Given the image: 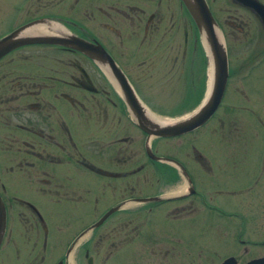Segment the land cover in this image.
Returning <instances> with one entry per match:
<instances>
[{"label": "flooded vegetation", "instance_id": "1", "mask_svg": "<svg viewBox=\"0 0 264 264\" xmlns=\"http://www.w3.org/2000/svg\"><path fill=\"white\" fill-rule=\"evenodd\" d=\"M36 1L20 24L19 8L10 10L0 39L40 20L28 36L64 42L23 44L0 57V264H245L264 257L251 255L257 243L247 239L244 212L263 202L264 88L251 87L264 82L260 17L237 0H203L224 44L225 88L206 123L165 138L138 127L142 114H154L132 88L128 66L192 65L201 38L181 0ZM109 59L142 114L122 99ZM198 62V83L186 76L202 86L203 100L210 68ZM204 127L202 140L190 136ZM218 129L217 154L208 135ZM229 133L232 152L222 139Z\"/></svg>", "mask_w": 264, "mask_h": 264}, {"label": "rangeland", "instance_id": "2", "mask_svg": "<svg viewBox=\"0 0 264 264\" xmlns=\"http://www.w3.org/2000/svg\"><path fill=\"white\" fill-rule=\"evenodd\" d=\"M30 4V5H29ZM38 2L36 0H0V35L3 34V32L6 30V21L9 18V12L13 8L17 6L19 8L18 14H17V23H21L24 20L29 19L28 13L31 12L33 9H35ZM225 5V3H224ZM13 11V10H12ZM28 15V16H27ZM222 42V41H221ZM201 44V42H200ZM196 48L193 52L194 62L191 63L192 65H186V66H169L166 64H161L160 66H153V68H148L147 66H128L130 71V83L132 85V88H134L135 92L138 94V98L142 100L143 107L147 108V110L154 114V117L162 118L165 120H175L180 119L181 117L185 116L187 114H190L194 108L197 107V103L202 100V95L199 98L198 101H196L194 98H191L192 102H187L185 100L186 94L189 92V94L195 93L193 88H191V92L189 91V79L186 75L190 74L193 75L195 79H197L198 83V72H200V65H199V59L202 60L207 65V71L208 68H210V64H208L207 56L205 54V47L203 44L201 46ZM198 52V53H197ZM201 57V58H200ZM207 60V62L205 61ZM202 62V63H203ZM182 67V71L180 70ZM257 71H260V68L256 69ZM181 71V72H180ZM206 72V68H205ZM204 72V73H205ZM244 84V83H243ZM233 85V84H232ZM246 86H242V88H245ZM251 87H259L264 88V82L260 83L258 81L252 82ZM228 97H231V93L227 92ZM182 104H185V107H182ZM246 106V104H244ZM178 107V108H177ZM240 117L246 116V114L239 113ZM204 130L206 128H202L197 133L192 134L190 136L196 137L199 140H202L205 138ZM211 130V129H210ZM85 133H88L89 131H84ZM219 132L220 130H212L209 133V139L208 145L211 146L210 151L215 153H221V149L219 145L217 144L219 140ZM253 131L248 130V137H251ZM231 133L227 134L225 138H222L224 141L223 143L228 145V147L231 149L232 152V143L231 138L233 135H230ZM222 137V136H220ZM84 142V141H83ZM201 142V141H200ZM221 142V141H220ZM85 143V142H84ZM86 145H88L86 143ZM251 148V145H248L246 147V151L248 152ZM245 149V148H243ZM258 164V163H257ZM259 165V164H258ZM261 170L258 171V177L261 176V183L259 186V190L262 192L263 202L259 207L248 209L246 212L245 217L249 218L247 222L245 223V229H246V236L249 242L257 243V245H253L251 250V255L256 256L260 254H264V245H261V243L264 241V186L262 183H264V171L261 174ZM258 188V187H257ZM215 229L217 227H214ZM221 231V228H220ZM223 233V231H221ZM216 233V232H215ZM214 233V234H215ZM226 234H229V231L225 230ZM217 234H220L217 232ZM221 235V234H220ZM219 245V244H218ZM214 247H217V245H214ZM213 246L210 247L214 248ZM215 249V248H214ZM219 252V251H218ZM199 261H202V258L199 259Z\"/></svg>", "mask_w": 264, "mask_h": 264}, {"label": "water", "instance_id": "3", "mask_svg": "<svg viewBox=\"0 0 264 264\" xmlns=\"http://www.w3.org/2000/svg\"><path fill=\"white\" fill-rule=\"evenodd\" d=\"M239 3H243L248 9L255 12L260 17L264 25V8L255 0H237ZM181 3L187 10V13L190 14L192 18V22L197 29V33L200 35L201 44L205 47V54L207 56V60L210 64V77L209 82L207 83L208 88L207 92H205V98L201 103L198 104V107L194 109L190 114H187L186 117L183 116L180 119H176L172 123L164 125V123H157L152 121L149 118H144V111L141 107L138 99L135 97V93L132 89H130V85L126 79H124L121 75V72L114 67L109 59L108 65L111 69V73L114 75V79H116L117 84L119 85V89L122 92V99L127 104V107L133 111L134 116L137 113L142 114V116L137 120L139 124V128L151 134L152 136H160V137H172L178 136L181 134H186L200 127L203 123L209 119L212 113L216 111L218 107V103L222 98V92L225 88V81L227 79V57L224 52V44L221 42V37L215 33V23H213V19L211 14L208 12V8L203 3V0H181ZM42 22L40 20L33 21L18 29L12 30L8 33V35L4 36L0 39V57L4 55L7 51L14 48H19V46L23 44L29 43H51L56 42L57 44H63L64 41L58 39H51L44 36H28V30L34 28L37 25H40ZM27 32V33H26ZM74 46V43L72 44ZM98 55L103 56L104 52L98 48ZM90 57L96 58L95 54ZM108 59V58H107ZM104 60V59H103ZM105 61V60H104ZM107 62V61H106ZM136 111V112H135ZM135 118V117H134ZM1 204V203H0ZM3 207L0 205V242L1 235H3L4 231V217H3ZM245 264H264L263 258H256L251 260Z\"/></svg>", "mask_w": 264, "mask_h": 264}, {"label": "trees", "instance_id": "4", "mask_svg": "<svg viewBox=\"0 0 264 264\" xmlns=\"http://www.w3.org/2000/svg\"><path fill=\"white\" fill-rule=\"evenodd\" d=\"M193 83H194V82H193ZM199 84H200V83H199ZM195 85H196V84H195ZM193 86H194V85H192V84L189 85V87H190V88H189V91H190V92H191V88H193ZM194 87H195V86H194ZM201 87H202V86L197 87V85H196V87L193 88L195 93H192V92H191V93L189 94V92H188V93L186 94V98H185V100H186V101H187L188 99H189V100H188L187 102H185V104L188 103V102H190V101L192 102L191 98H194L196 101L199 100V98L201 97V95L199 94V93H201V90H200ZM185 104H182V107H185ZM177 108H178V107H177Z\"/></svg>", "mask_w": 264, "mask_h": 264}, {"label": "bare ground", "instance_id": "5", "mask_svg": "<svg viewBox=\"0 0 264 264\" xmlns=\"http://www.w3.org/2000/svg\"><path fill=\"white\" fill-rule=\"evenodd\" d=\"M38 30H39V28H38ZM33 32H34V31H33ZM209 72H210V70H209ZM150 117H151V118H150ZM147 118H149V119H151L152 121H154V123L157 122V123H160V124H161V123H164V122L166 123V121H167V120H165V119H160V118H158V117H156V116L154 117V116H148V115H147ZM164 125H165V124H164Z\"/></svg>", "mask_w": 264, "mask_h": 264}]
</instances>
